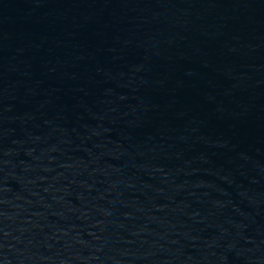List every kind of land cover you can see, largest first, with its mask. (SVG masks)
<instances>
[{"label": "water", "instance_id": "water-1", "mask_svg": "<svg viewBox=\"0 0 264 264\" xmlns=\"http://www.w3.org/2000/svg\"><path fill=\"white\" fill-rule=\"evenodd\" d=\"M0 264H264V0H0Z\"/></svg>", "mask_w": 264, "mask_h": 264}]
</instances>
